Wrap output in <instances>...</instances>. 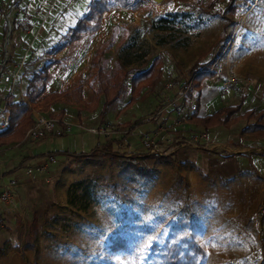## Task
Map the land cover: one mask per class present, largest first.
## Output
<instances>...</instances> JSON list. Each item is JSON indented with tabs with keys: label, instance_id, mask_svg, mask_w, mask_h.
<instances>
[{
	"label": "rangeland",
	"instance_id": "374dc122",
	"mask_svg": "<svg viewBox=\"0 0 264 264\" xmlns=\"http://www.w3.org/2000/svg\"><path fill=\"white\" fill-rule=\"evenodd\" d=\"M211 2L134 0L139 9L109 11L111 16L99 40L108 37L94 52L92 64L89 54L75 55L78 60L69 63L72 68L67 80L77 72L93 77L95 60L106 73L125 75L121 95L105 119L117 132L113 152L118 157L104 150L96 156H67L90 154L107 143L87 130L100 125L103 101L97 109L99 103L82 111L83 125L72 126L69 133L49 135L38 142L41 145L28 141L21 148L7 149L0 156V189L12 178L20 183L15 208L0 202V264H148L153 243H162L173 224L185 217L183 207L189 211V220L204 228L196 234L206 253L200 264H264V144H255L264 139L251 141L241 135L246 120L229 128L210 129L207 143L172 145L161 165L143 150L142 136L156 124L146 120L161 100H166L165 83L173 77L189 79L217 63L214 77L200 84V115L241 103L239 115H244L248 111L244 113L243 98L248 94L264 98V0H235L234 17L200 12L199 8ZM88 4L86 0L21 2L14 15L33 16L32 32L27 35L17 30L12 34L9 48L14 63L7 64L8 73L0 78V112H6L8 100L22 97L29 78L51 58L44 49L60 41L85 14ZM230 19L233 22L227 28ZM5 26L9 30L5 14L0 12V65L8 36ZM41 28L46 34L39 39ZM27 40L36 44L37 63L31 62L30 54L13 47L15 42L29 46ZM201 55H205L202 66L194 71ZM153 63L157 70L165 71L163 83L154 85L158 76L154 75L149 82L133 87L132 79ZM232 69L237 83L226 94L223 84ZM10 86L9 95L2 96ZM72 90L63 92L71 95ZM41 98L30 104L34 121L37 113L48 117L55 103H84H74L71 96L49 103ZM56 116L64 117V110ZM31 150L39 156L37 162L55 155L56 163L47 177L37 172L27 175L28 168L36 164L34 159H24ZM10 162L17 170L8 174ZM128 164L150 170L151 177L138 176L131 181ZM119 238L128 247L115 249Z\"/></svg>",
	"mask_w": 264,
	"mask_h": 264
},
{
	"label": "trees",
	"instance_id": "16d2710c",
	"mask_svg": "<svg viewBox=\"0 0 264 264\" xmlns=\"http://www.w3.org/2000/svg\"><path fill=\"white\" fill-rule=\"evenodd\" d=\"M134 0H91L87 6V10L84 15L77 18L76 24L71 27L66 34L62 35L60 41L52 48L47 49L44 54L46 57H51L48 61L44 62L40 68L33 73L29 78L25 90L22 92V97L14 96L12 99L7 101L6 113L8 115L6 126L3 130H0V146L5 144H12L15 142H22L26 140L29 130L34 126L35 121L32 118L30 104L36 103L46 92L48 83L52 80L51 69L55 65L61 64L58 54L62 52L69 45L81 40L88 34H94L101 30L104 15L112 9L123 7L126 8L133 3ZM16 0H9L7 6H3L0 3V12L2 15L5 14L6 10H9ZM140 3V2H139ZM139 3L134 9H139ZM226 5L224 8L220 6ZM193 8L198 7L196 4L191 5ZM200 12L207 15H221L226 17V13L234 17L236 14L235 0H212V2L206 8H199ZM176 17V16H175ZM226 27L233 22L232 19L227 20ZM227 28L224 31V37L227 36ZM7 33V26L4 28ZM17 46L16 42L13 47ZM29 54V53H28ZM31 56H34L31 54ZM205 55H201L200 59L194 66V71L202 66V59ZM92 89L94 91V100L91 105L96 102L103 101L102 112H101V124L107 123L106 115L110 111L112 104L120 97L125 75H110L106 73L100 66V62L95 60ZM10 63H14L11 58ZM12 65V64H11ZM157 66L153 65L145 72L138 74L132 79V85L137 86L142 83L149 82L154 75H158L154 81V85L158 82L163 83L166 79L165 71L160 67L158 70ZM213 72H204L196 76L195 86L199 89L200 84L206 78L214 77ZM82 82L75 84L71 95L67 92H55L44 98L47 103L51 101H57L61 97L68 99L71 96V101L76 104H81L83 97ZM23 98V99H22ZM245 100V98H243ZM243 100V101H244ZM134 100L130 101L133 104ZM200 98L198 99V104ZM129 104V105H130ZM161 104L156 108L157 112L161 108ZM242 109V103L238 106H228L220 109L218 112L212 115H200V109L193 114V119L190 123L188 131L190 133H202L206 132L209 134V130L217 126L231 127L239 123L241 120H246L247 124L242 129V136L246 135L249 140L255 141L264 139V109L260 111L251 110L246 112L244 115H239ZM154 112V113H155ZM59 118H63L62 116ZM188 132V133H189ZM189 133V135H191ZM188 135V136H189ZM117 140L107 141L104 145H98L97 148L90 154H68L67 156L73 157H87L96 156L98 151L104 150L118 157L114 154V142ZM49 156H55L51 154ZM154 158V157H153ZM156 165H161L167 158H154ZM126 170L131 181H135L136 178H150L152 172L150 170L142 169L138 165L128 164ZM125 170V171H126ZM185 217L176 221L171 227L170 232L162 243L154 242L151 246L149 262L148 264H200V258L205 257L206 253L203 248L197 243L196 234L197 232H203L204 228L196 222L189 220V211L183 207ZM128 243H125L120 238L115 241V249H124L128 247Z\"/></svg>",
	"mask_w": 264,
	"mask_h": 264
},
{
	"label": "built area",
	"instance_id": "2783aa9c",
	"mask_svg": "<svg viewBox=\"0 0 264 264\" xmlns=\"http://www.w3.org/2000/svg\"><path fill=\"white\" fill-rule=\"evenodd\" d=\"M9 0H0L3 6H6ZM23 0H16L15 4L5 13L6 20L8 22L9 30L6 42L3 49V60L0 65V78L7 75V64L10 62L12 54L10 50L11 38L14 31L21 30L25 34H31L32 26L31 22L33 16L27 15L24 18H16L14 13ZM91 1V0H86ZM135 3L122 8L121 10H127V8L134 9ZM23 67V64H20ZM217 63L213 64L209 71L213 72L216 69ZM197 76V75H196ZM196 76L189 79H180L178 77L171 78L165 83L166 89V101L162 104L161 108L149 117L146 122L158 123V126L150 133L142 136L143 150L148 156L154 158H161L166 156L168 151L174 144H198L199 142H206L209 139V135L206 132L193 133L190 138H182L176 133H169L167 126L162 123L164 116L170 114L171 127L173 129H182L186 125H189L193 119V114L198 110V99L200 97L199 89L195 86ZM14 83V82H13ZM237 83V74L234 69L230 70L228 76L223 84V92L229 93L230 89ZM13 93V92H12ZM6 109V108H5ZM71 125L61 121L56 117H46L39 114L36 116L34 126L29 130L26 140L38 141L45 139L49 135L61 137L71 131ZM88 132L104 137L107 141L112 140L115 133H117L113 126L109 123L100 124L98 127H92L87 129ZM162 132L169 133L168 137L160 139L159 136ZM120 133V132H118ZM125 135L129 134V131L124 132ZM174 153V152H173ZM56 163L55 156L47 157L46 161L41 162L33 168H28L27 175H33L37 172L47 177L49 175V168L52 164ZM19 179L12 178L8 184H5L1 188L0 202L7 207L15 208L16 206V189L19 186ZM0 223H3V218L0 216Z\"/></svg>",
	"mask_w": 264,
	"mask_h": 264
},
{
	"label": "crops",
	"instance_id": "0c3cea01",
	"mask_svg": "<svg viewBox=\"0 0 264 264\" xmlns=\"http://www.w3.org/2000/svg\"><path fill=\"white\" fill-rule=\"evenodd\" d=\"M108 16H111V12H107L104 15V19H103V23H102V28L99 32H97L94 35H88L83 37L81 40L69 45L68 47H66L62 52H60L57 56L58 58H60L61 60V64L59 65H55L52 69H51V74H52V80L48 83L47 85V89L45 94L43 95V97L41 99H43L46 95H50L52 93L55 92H63V91H71L73 86L81 81L83 83V105H74V104H66V103H55L52 105L51 109L49 110V114H53L54 116H50L48 113V117H56L58 119H60L61 121L68 123L72 126H82V111H84L85 109H89V108H94L96 107V105L98 104V107L100 106L101 102H96L94 103V105H91V103L94 100V91L91 87V82H92V75H84V74H79L78 72L75 73V75L73 76L72 80H67V76L69 74V72L71 71V66L69 65V63H76V61L78 60L77 58L81 57L82 55L85 54H89V56L91 57L90 62L92 64L93 60H94V52H96L102 45L104 40L108 37L106 36L105 39L99 40L100 37L103 36L104 33L103 32V28L105 26L106 20L108 19ZM110 21V20H108ZM46 34V33H45ZM42 28L38 31L37 33V37L43 38L44 35ZM29 42V46L28 44H21L18 45L16 49H20L22 52L24 53H29L30 55H36L38 53V50H35V45L36 44H30V41L27 40ZM19 46V48H18ZM15 49V50H16ZM47 49H44L43 53L46 52ZM75 55H77V58H75ZM32 61L31 62H38L34 59V56H29ZM38 58V57H37ZM35 63V64H36ZM264 73L262 72L261 75H263ZM5 84V83H4ZM12 89V87L10 86L9 89H4L2 92V96H7L10 93V90ZM201 90V91H200ZM199 90V93L202 95V90H203V84L201 85V89ZM13 92V90H12ZM202 98V96H200ZM5 98V97H4ZM166 98V97H165ZM165 99L162 101L161 103H165ZM161 104V105H162ZM199 109H200V103L198 104ZM263 109L264 108V98H252L250 96V94H248L245 98V110L244 113L246 111L249 110H253V109ZM95 109V110H96ZM62 110H64L65 112V116L63 118H59L56 115L59 114ZM77 112L75 113L74 112ZM2 111V110H1ZM200 111V110H199ZM201 114V113H200ZM37 115H39V113H37ZM36 115V116H37ZM80 115V116H79ZM45 116V115H44ZM8 115L6 112H0V130H3L6 126V121H7ZM171 116L170 114H167L166 116H164L162 123H164L165 126H167L169 133H176L177 135L181 136L182 138H190V136L193 134L190 133L188 131L190 124L186 125L185 127H183L182 129H173L171 127V120H170ZM101 124V123H100ZM158 126V123L154 124L152 129L154 130L156 127ZM191 135H189V133ZM169 133L166 132H162L159 136L160 139L162 138H166L168 137ZM189 135V136H188ZM43 140V139H42ZM42 140L39 141H33V142H40ZM28 141H22V142H17V143H13L14 145L12 146H3L0 148V156H3L4 153H6L7 149L10 148H21L24 145H28ZM264 144V141H259L256 142L255 144ZM244 144V143H243ZM36 145H41V144H36ZM43 145V144H42ZM24 159L27 160H36V165L40 164L41 162H37L38 160H40L39 156L36 155L35 153H33V150L28 152V155L26 157H24ZM23 164L21 163V165L19 166V168H22ZM7 170H8V174H11L13 172H16L15 170H17V167L13 165L12 162H10L7 165ZM24 169H22L23 171ZM1 190V189H0Z\"/></svg>",
	"mask_w": 264,
	"mask_h": 264
},
{
	"label": "water",
	"instance_id": "95a60500",
	"mask_svg": "<svg viewBox=\"0 0 264 264\" xmlns=\"http://www.w3.org/2000/svg\"><path fill=\"white\" fill-rule=\"evenodd\" d=\"M155 1H157V2H159V3H160V2H163L164 0H155Z\"/></svg>",
	"mask_w": 264,
	"mask_h": 264
}]
</instances>
